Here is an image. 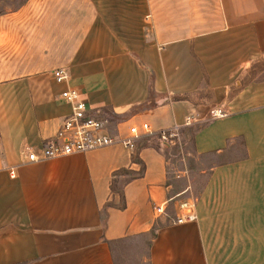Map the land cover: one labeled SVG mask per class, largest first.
Here are the masks:
<instances>
[{"label":"crops","instance_id":"0c3cea01","mask_svg":"<svg viewBox=\"0 0 264 264\" xmlns=\"http://www.w3.org/2000/svg\"><path fill=\"white\" fill-rule=\"evenodd\" d=\"M259 58L264 0H24L0 12V264H114L109 240L154 224L147 264H264V79L244 80ZM56 68L68 78L55 82ZM66 87L115 137L132 123L151 131L131 148L26 160L23 145L68 112ZM213 107L226 114L209 118ZM173 125L207 161L182 222L157 136ZM121 167L139 173L112 175Z\"/></svg>","mask_w":264,"mask_h":264},{"label":"built area","instance_id":"2783aa9c","mask_svg":"<svg viewBox=\"0 0 264 264\" xmlns=\"http://www.w3.org/2000/svg\"><path fill=\"white\" fill-rule=\"evenodd\" d=\"M51 75L54 81L58 83L68 78V73L63 68L53 69ZM59 97L69 105L68 112L57 123L53 133L46 137L37 148L23 145L22 150L26 160L36 161L76 151H85L115 141L131 148L136 136L151 131L148 122H140L138 125L132 123L127 126V133L117 138L109 131V122L106 118L96 117L89 112L84 98L77 89L66 87L59 92ZM225 114L226 111L220 107H213L208 111V117L211 119L222 117ZM190 122H192V117L186 115L183 124ZM178 127L179 125H173L165 129H158L157 135L163 143H172ZM8 173L14 174L13 167L8 168ZM177 205L178 212L175 214V222L194 219L191 197L179 200ZM152 209L155 215L164 213L161 203H153Z\"/></svg>","mask_w":264,"mask_h":264},{"label":"rangeland","instance_id":"374dc122","mask_svg":"<svg viewBox=\"0 0 264 264\" xmlns=\"http://www.w3.org/2000/svg\"><path fill=\"white\" fill-rule=\"evenodd\" d=\"M23 0H0V12L15 8ZM259 58L258 60H261ZM260 64V63H259ZM251 66V65H250ZM262 69L258 80L264 75V64L259 65ZM259 68V69H260ZM246 79V78H244ZM164 144L167 154V175L171 182L170 189L182 190L179 194L181 199L192 197L197 193L206 174V160L203 156L194 157L189 153L188 141L181 136L179 127L172 143ZM172 210L169 215H172ZM169 217V216H168ZM175 219V215L173 217ZM160 224V222L158 223ZM141 236L128 237L115 247L114 252L120 264H147L146 242Z\"/></svg>","mask_w":264,"mask_h":264},{"label":"trees","instance_id":"16d2710c","mask_svg":"<svg viewBox=\"0 0 264 264\" xmlns=\"http://www.w3.org/2000/svg\"><path fill=\"white\" fill-rule=\"evenodd\" d=\"M261 64L262 65L264 64V58H262L261 60H257L255 62H253L251 64V66H250V70H249L248 74L245 77L246 79H244V80L245 81L258 80L257 75H259L260 71H262V69L259 67V65H261ZM263 79H264V75H262L260 80H263ZM161 142H163V141H161ZM134 159H135V157H134ZM117 172H127V173H129L130 176H133V175L139 173V171L138 172H134L131 169L121 167V168H118V169L114 170L112 172V175H114ZM155 230H156V225L154 224L152 226V228L150 230L146 231V232H140V233H137V234H134V235H128V236H124V237H121V238L109 240V242H110V250H111V253H112V258L114 260V264H120V261H119L118 257L115 255V252H114V249H115V247H117L118 243H120L121 241L125 240L126 238L132 237V236H141L142 239H144L143 237H146L145 238V242H146V252H147V247L149 245L150 238L155 234Z\"/></svg>","mask_w":264,"mask_h":264}]
</instances>
